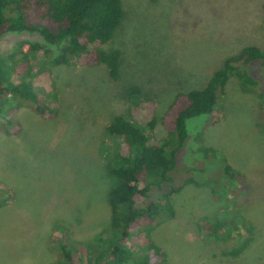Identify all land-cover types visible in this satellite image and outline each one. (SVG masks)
<instances>
[{
  "label": "rangeland",
  "instance_id": "rangeland-1",
  "mask_svg": "<svg viewBox=\"0 0 264 264\" xmlns=\"http://www.w3.org/2000/svg\"><path fill=\"white\" fill-rule=\"evenodd\" d=\"M263 4L122 0L123 21L103 45L121 51L117 80L103 65L35 60L38 101L18 107V132L0 131V185L12 191L0 205V264H54L65 235L84 242L108 225L105 125L123 114L146 128L155 117L152 136L163 138L162 117L178 93L202 88L243 47L264 49ZM21 38L3 34L0 52ZM129 88L136 93L129 96ZM260 104L256 92L243 91L232 76L213 112L187 121L189 136L171 176L174 185L193 182L173 197L174 214L163 212L152 233L164 264H264ZM225 165L236 178L226 176ZM203 218L220 222L231 236H209L199 227ZM221 243L240 250L224 255Z\"/></svg>",
  "mask_w": 264,
  "mask_h": 264
},
{
  "label": "trees",
  "instance_id": "trees-1",
  "mask_svg": "<svg viewBox=\"0 0 264 264\" xmlns=\"http://www.w3.org/2000/svg\"><path fill=\"white\" fill-rule=\"evenodd\" d=\"M123 18L122 0H0V39L5 33L22 37L7 52H0V131L18 132V107L34 108L38 101L40 89L32 82L35 60L52 66L103 65L109 77L117 80L121 51L103 45L112 40ZM232 76L243 91L256 92L263 116L264 49L245 46L225 58L202 88L175 96L162 117L167 125L163 138L152 136L155 117L146 128L123 114L112 117L104 127L109 141L102 147L110 180L109 224L88 241L70 240L65 235L56 245L54 264H164L163 251L152 233L163 212L174 214L173 197L193 182L186 178L174 185L171 176L177 154L189 136L187 121L211 114ZM135 91L129 88V96ZM224 172L228 178L239 174L229 165ZM8 193L11 189L0 185V205ZM199 227L209 236L226 235L218 221L203 218ZM221 244L224 255H236L240 250H226Z\"/></svg>",
  "mask_w": 264,
  "mask_h": 264
}]
</instances>
